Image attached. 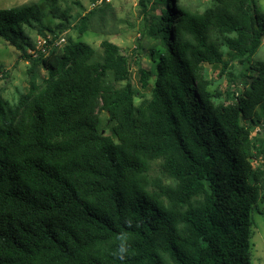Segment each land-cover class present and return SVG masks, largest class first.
<instances>
[{"label":"trees","instance_id":"1","mask_svg":"<svg viewBox=\"0 0 264 264\" xmlns=\"http://www.w3.org/2000/svg\"><path fill=\"white\" fill-rule=\"evenodd\" d=\"M90 1L79 36L109 7ZM138 4L154 65L137 55L142 94L112 42L101 54L69 36L60 43L62 24L44 26L36 4L0 9V38L28 64L27 91L15 102L0 95V264H251L264 187V139L252 135L264 128V60H253L264 13L255 0H210L201 12L179 0ZM205 64L235 86L229 102H215ZM125 218L139 227L121 262L112 253Z\"/></svg>","mask_w":264,"mask_h":264},{"label":"rangeland","instance_id":"2","mask_svg":"<svg viewBox=\"0 0 264 264\" xmlns=\"http://www.w3.org/2000/svg\"><path fill=\"white\" fill-rule=\"evenodd\" d=\"M258 10L264 13V0H255ZM106 2V1H105ZM179 3L191 10L203 11L210 5V0H179ZM28 4H36L41 13V20L44 26L55 29L58 24L61 33L59 34L60 43L71 37L73 41H82L91 46L97 53L101 54L100 43L103 40H108L119 47L121 54L126 57L130 70V83L133 88H139V75L135 61L137 55L140 66L144 69L151 70L154 65L147 56L149 41L141 36L144 28L146 15L141 11L138 0H109L106 4L109 7L99 6L95 11V15L91 16L87 25L88 30L79 36L74 30L79 19L93 8V3L90 0H0V9H5L13 6H21ZM106 7V8H105ZM153 9V10H152ZM103 10V11H102ZM150 10L154 14H160L161 5L153 7L151 3L147 5L146 12ZM102 11V12H101ZM65 17L62 18L61 14ZM59 27V25H58ZM28 36L35 44L40 46L43 43L41 36L35 31H27ZM49 34L47 33L46 36ZM50 37V36H49ZM63 39V40H61ZM139 42L145 48V53H136L135 49ZM224 60H227L231 53L222 47ZM253 60H264V40L261 43ZM0 64L3 66V72L0 73V95L10 101L15 102L20 94L27 91V76L26 69L28 64L20 59L19 52L7 44L0 38ZM233 72L239 71V65L236 61L231 62ZM219 68L204 65V75L208 80L212 81L211 92L215 89L219 90L220 96L215 98V102H229L227 92L236 89L233 84H230L225 75L219 76ZM125 82H118L117 87H123ZM153 85V80H151ZM145 98L150 96V87L143 91ZM141 98L135 99V104L140 102ZM100 118L102 125L105 124L107 114L101 112ZM264 139V128H256L252 135ZM257 162H253V166H257ZM152 175H159L158 163L153 164ZM260 200L252 210V247L250 250L251 264H264V187L260 191Z\"/></svg>","mask_w":264,"mask_h":264},{"label":"clouds","instance_id":"3","mask_svg":"<svg viewBox=\"0 0 264 264\" xmlns=\"http://www.w3.org/2000/svg\"><path fill=\"white\" fill-rule=\"evenodd\" d=\"M123 226L124 230L119 232V234L117 235L118 243L115 251L112 253L114 258L120 260L121 262H125L128 259L130 253L131 244L129 242L130 237L128 230L135 227H139V224L135 223L130 218H125L123 220Z\"/></svg>","mask_w":264,"mask_h":264},{"label":"built area","instance_id":"4","mask_svg":"<svg viewBox=\"0 0 264 264\" xmlns=\"http://www.w3.org/2000/svg\"><path fill=\"white\" fill-rule=\"evenodd\" d=\"M106 2H109V0H105ZM102 2V0H98V3L100 4ZM63 40V39H61Z\"/></svg>","mask_w":264,"mask_h":264}]
</instances>
